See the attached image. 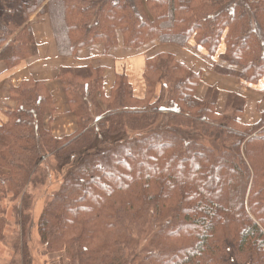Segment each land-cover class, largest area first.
<instances>
[{
  "label": "trees",
  "instance_id": "obj_1",
  "mask_svg": "<svg viewBox=\"0 0 264 264\" xmlns=\"http://www.w3.org/2000/svg\"><path fill=\"white\" fill-rule=\"evenodd\" d=\"M48 16L62 56L158 40L205 52L213 69L264 79V0H0V62L38 55L31 17ZM222 49V54L221 53ZM104 68L65 70L78 131L46 126L45 83L12 88L0 125V243L12 211L9 264H30L34 190L59 184L38 220L42 244L72 264H264V113L255 125L198 97L202 73L163 53L146 62V98L126 75L109 97ZM232 99V97H231ZM16 228V227H15ZM149 239V250L141 253Z\"/></svg>",
  "mask_w": 264,
  "mask_h": 264
},
{
  "label": "crops",
  "instance_id": "obj_2",
  "mask_svg": "<svg viewBox=\"0 0 264 264\" xmlns=\"http://www.w3.org/2000/svg\"><path fill=\"white\" fill-rule=\"evenodd\" d=\"M30 23L33 26L34 37L39 46L38 55L21 62L19 65L8 68L0 62V125L8 121L6 112L14 109L17 102L11 98V89L19 87L27 80L41 81L54 101V112L47 116L46 126L56 138H65L74 135L78 131V123L75 114L71 111L65 86L59 78L60 74L69 69L80 70L87 68H104V93L109 97L115 86L118 75H126L137 99L143 100L147 95L144 81V72L148 59L156 55L173 54L178 61L189 69L202 73V82L198 90V97L209 98L211 92H217V109L226 113V108L231 104V97H241L244 106L240 122L245 125H255L261 120L264 113L263 106L258 108L257 117L247 121V106L252 103L259 105L260 86L264 85V79L257 85H248L245 94L242 86L231 77H222L212 70V64L207 60L205 52L190 51L187 47L176 48L173 44L161 45L155 40L140 49L127 48L123 45V36L118 31L119 44L106 50L103 44H94L79 49L72 57L62 56L58 50L56 38L48 16L38 17L34 14ZM176 46V45H175ZM179 47V46H178ZM222 54V49L221 53ZM204 55L207 59L204 58ZM210 60V59H209ZM52 63H55L52 66ZM237 93V94H235ZM239 94V95H238ZM243 101V102H242ZM260 112V114H259ZM57 264H69L63 257H59Z\"/></svg>",
  "mask_w": 264,
  "mask_h": 264
},
{
  "label": "rangeland",
  "instance_id": "obj_3",
  "mask_svg": "<svg viewBox=\"0 0 264 264\" xmlns=\"http://www.w3.org/2000/svg\"><path fill=\"white\" fill-rule=\"evenodd\" d=\"M160 44L162 46L166 45V44H162V43H160ZM171 46H174L176 48H180V47L175 46V45H171ZM187 48H189L190 51L191 50L194 51L191 47H187ZM194 52H196V51H194ZM202 56H204V55H202ZM204 58L207 59L205 56H204ZM207 60L212 64V66H214L215 62H212L209 59H207ZM212 70L216 74H218L219 76L231 77V76H225L223 74H219L218 72H216L213 69V67H212ZM231 79H234L235 81H237L239 83V85L242 86L243 90L241 92L243 94H245L244 90L246 88H248V85L245 84L244 81H241V79L238 77H231ZM260 89H261V92L259 93L260 94L259 95V105L257 103H255V100H253L254 104L251 103L249 105V107L247 106V108H246V110H247L246 120L247 121H250V120L257 117L258 108L263 106L262 109H264V85L260 86ZM235 94H237V93H235ZM217 95H216V97H217ZM235 99L239 100L240 102L242 100L241 97L239 98L237 96H232L231 104L229 106H227L226 113L232 114L237 109L238 104L240 102L239 103L235 102ZM245 106H246V104H245ZM259 114H260V112H259ZM58 187H59V184H50V185L47 184V186L40 187V188L33 191L35 199H34V202L32 205V209H31V217H32L31 221L32 222H31L30 233L28 236L29 251L31 254L30 264H57L59 257H63L69 264H72L65 252L51 253V251H49L42 244L41 239H40V234L38 232V227H37L38 220H39L40 216L42 215V212H43V209L46 205V202L52 196V194L58 189ZM8 215H9L8 217L10 220V223H9L10 226L7 229L8 235L5 238L7 242H4L3 244L0 243V264H9L10 258L12 257L10 244L12 243V240L13 241L15 240L14 231L16 232V229H17V226L13 225L14 219L12 218V211L11 210L8 212ZM148 250H149V239H147L143 243V245L141 247V253L146 254L148 252Z\"/></svg>",
  "mask_w": 264,
  "mask_h": 264
},
{
  "label": "bare ground",
  "instance_id": "obj_4",
  "mask_svg": "<svg viewBox=\"0 0 264 264\" xmlns=\"http://www.w3.org/2000/svg\"><path fill=\"white\" fill-rule=\"evenodd\" d=\"M55 65V63H52V66H54Z\"/></svg>",
  "mask_w": 264,
  "mask_h": 264
}]
</instances>
